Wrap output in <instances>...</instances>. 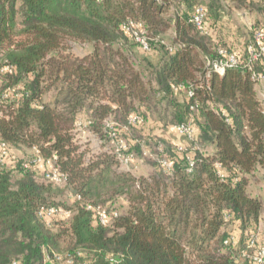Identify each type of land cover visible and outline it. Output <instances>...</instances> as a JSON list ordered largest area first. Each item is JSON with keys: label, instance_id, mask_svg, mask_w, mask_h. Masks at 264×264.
I'll return each mask as SVG.
<instances>
[{"label": "trees", "instance_id": "16d2710c", "mask_svg": "<svg viewBox=\"0 0 264 264\" xmlns=\"http://www.w3.org/2000/svg\"><path fill=\"white\" fill-rule=\"evenodd\" d=\"M199 5L206 8V33L192 21ZM219 5L0 0V142L10 155H22L14 165H0V264H264V258L255 263L242 256L264 248L258 238L254 246L248 242L264 210L248 189L255 171H264V114L246 66L206 77L207 60L221 47L234 49L221 37L205 42L217 31ZM129 22L141 24L148 50L123 28ZM262 22L251 24L244 46ZM168 29L174 36L167 55L146 77L134 48L150 53L164 47ZM70 41L91 49L74 55L66 47ZM132 116L140 120L130 122ZM151 116L163 127L191 120L193 139L183 136L189 145L179 150L136 135ZM76 125L110 147H82ZM117 140L131 155L122 173L112 168L119 162ZM143 147L153 149V170L137 176L130 165L137 153L145 155ZM35 149L64 174L61 187L44 177L46 166L24 167ZM60 193L64 201L56 200ZM50 208L67 214L46 217ZM231 226L246 236L224 244Z\"/></svg>", "mask_w": 264, "mask_h": 264}, {"label": "rangeland", "instance_id": "374dc122", "mask_svg": "<svg viewBox=\"0 0 264 264\" xmlns=\"http://www.w3.org/2000/svg\"><path fill=\"white\" fill-rule=\"evenodd\" d=\"M219 3L221 6L220 8L222 11L225 13H232L233 16H231V23L232 26L235 27L236 30V37L240 39L243 43L249 39L251 33H250V26L251 24H254L256 21H263L262 23L264 24V3L263 2H258L255 1L254 3H230L229 1L225 0H219ZM205 4V2L203 3ZM231 14V15H232ZM260 18V19H258ZM196 31V29L194 30ZM173 31L172 29H168L165 34L162 35V39L164 41L163 46L164 47H157L156 50H151L152 52L150 53H144L141 52L138 48H134V51L132 53L134 59L137 61L139 60L141 63L138 64V67L140 71H142V74L144 76H149L150 73H152V69L154 68V65L157 64L161 59H163L167 53H166V48L165 46H168L172 43V38H173ZM206 37L208 41H205L207 44H214V41H211L213 37ZM222 38V36H219ZM217 40V39H216ZM68 45L66 47L69 48V51L72 52L74 55L77 56H82L85 53L89 52L91 47L85 43H77V42H68ZM127 46H136L133 42L128 41L126 43ZM243 47L240 50H243ZM150 64V65H149ZM207 69V68H206ZM160 106V105H159ZM75 134V139L78 143L82 144V147L89 148L94 151L99 150H104L108 149L110 145L106 143V141L102 140L101 135H95L92 133L87 127L85 126H75L73 130ZM135 134L138 135L139 137H142V134L146 135V137H151V138H156L155 140H161L165 143H171V144H178L179 146H186L189 145V141L184 138L181 134H179L174 127L168 126V127H163L157 120V118H154V116H151L149 120L143 125V127L140 130L135 131ZM102 146V147H101ZM145 146V145H144ZM142 149V147H141ZM140 149V150H141ZM145 149V155H141V153H137L138 156L136 160L134 159L130 165L132 168V174L134 175H143L146 174L148 171L153 170V166L151 163L153 162V149L149 150L147 147H143ZM148 153V154H147ZM120 155V156H119ZM118 160L119 162L117 164H113L115 172L117 173H122L127 171V167L122 165V153L119 154ZM22 155L14 151L11 153V155L7 156L4 163L8 165H14L15 158H21ZM121 158V160L119 159ZM38 165H42L43 167L46 166L42 161L39 164H36V167H39ZM38 169V168H36ZM43 169V168H42ZM263 177H264V171L262 170H257L255 171L254 175L251 177V182L250 185L248 186L249 192L253 195H258L262 201L264 202V184H263ZM56 188L61 187V183L55 185ZM68 197V196H67ZM65 197L62 193H60L57 197V201H64ZM124 205V204H122ZM121 205V206H122ZM67 212L61 210V213H58L60 216H65ZM54 216L57 217L56 214H53ZM253 232V234L258 238V241L260 243H264V210L261 213V217L258 220L257 227L255 229L249 230ZM248 231V232H249ZM229 232H233L236 234L237 239L238 238H245L246 234H242L240 229L238 228H233L232 226L229 227Z\"/></svg>", "mask_w": 264, "mask_h": 264}, {"label": "built area", "instance_id": "2783aa9c", "mask_svg": "<svg viewBox=\"0 0 264 264\" xmlns=\"http://www.w3.org/2000/svg\"><path fill=\"white\" fill-rule=\"evenodd\" d=\"M206 18V8L202 5L197 6L194 9L192 21L194 22L196 29L201 33L207 32L205 29ZM123 28L130 32L134 40L139 44L140 48H142L143 50L149 49L148 38L141 24L129 22L125 24ZM257 63H259L263 67V70L258 71L254 69V66ZM240 64L246 66V68L252 72L251 79L254 80V82H256L258 86L257 97L260 102L261 112L264 114V27L253 28L252 37L243 47V50L228 49L225 47L219 48L217 50V56L214 59H208L206 62V77H208L211 73L222 74L226 69L237 67ZM5 69H10V67L8 65H5ZM191 94L192 93L189 90L188 95ZM138 120H140L138 116H132L130 117L129 121L135 123ZM174 128L179 134L186 137L187 139H193L194 128L192 126L191 120L179 123L175 125ZM114 136L115 134L111 132V137ZM115 146V151L118 156L122 153L125 145L122 140H117ZM178 149L182 150V146H179ZM9 155L10 152L6 144L4 142H0V165L4 164L3 161H5V159ZM130 158L131 155H124L122 153V165L128 167ZM52 159L43 160L39 155V151L35 149L34 157L29 162L24 163V167H27L29 164L36 165L42 161L47 167L44 171V177L55 184L62 183L64 174L54 166ZM119 159L121 160V158ZM162 164L166 169H169L171 167V163L167 160H162ZM192 165L193 161L190 159V168H188V171L191 169ZM219 175L220 177H222L221 174ZM57 212L61 213V210L50 208L46 211L45 215L46 217H51L54 213ZM105 217V212L104 210H102L99 214V220L104 223L106 221ZM226 217H228V215H226ZM256 239L257 237L253 233H251L248 238L249 246H254ZM237 240L238 239L236 234H234L233 232H229L224 240V244H236ZM242 256L252 260L255 263H262L264 258V248H257V250L253 254L244 251L242 253Z\"/></svg>", "mask_w": 264, "mask_h": 264}, {"label": "crops", "instance_id": "0c3cea01", "mask_svg": "<svg viewBox=\"0 0 264 264\" xmlns=\"http://www.w3.org/2000/svg\"><path fill=\"white\" fill-rule=\"evenodd\" d=\"M234 12L225 13L224 11H221L219 14L218 22H216L217 31H214L215 29L211 30L210 34L213 35V39L216 40L217 37L222 36L223 41L228 45L234 48V50H240L242 48L243 43L240 39L236 37V30L235 27L232 26L231 23V16H233ZM232 14V15H231ZM231 17V18H230ZM217 33V35H216ZM258 89V86H256ZM39 171L44 170V167L42 165H38ZM43 168V169H42Z\"/></svg>", "mask_w": 264, "mask_h": 264}]
</instances>
